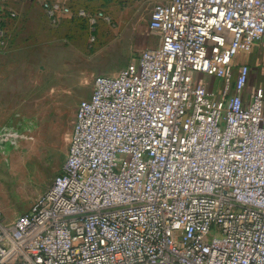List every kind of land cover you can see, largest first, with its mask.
Wrapping results in <instances>:
<instances>
[{
	"label": "built area",
	"instance_id": "2783aa9c",
	"mask_svg": "<svg viewBox=\"0 0 264 264\" xmlns=\"http://www.w3.org/2000/svg\"><path fill=\"white\" fill-rule=\"evenodd\" d=\"M85 2L42 7L93 44L116 24ZM14 18L0 0V51ZM149 30L158 45L77 104L61 173L0 220V264H264V85L243 61L264 42V0H165Z\"/></svg>",
	"mask_w": 264,
	"mask_h": 264
},
{
	"label": "rangeland",
	"instance_id": "374dc122",
	"mask_svg": "<svg viewBox=\"0 0 264 264\" xmlns=\"http://www.w3.org/2000/svg\"><path fill=\"white\" fill-rule=\"evenodd\" d=\"M165 0H105L116 24L91 44L73 24L47 22L26 32L14 50L0 53V220L13 223L61 173L77 104L91 95L99 75L136 63L159 38L149 30L153 6ZM250 87L264 85V54L243 58ZM204 78L197 74L196 81ZM210 86L214 82H209ZM217 86V84H216Z\"/></svg>",
	"mask_w": 264,
	"mask_h": 264
},
{
	"label": "crops",
	"instance_id": "0c3cea01",
	"mask_svg": "<svg viewBox=\"0 0 264 264\" xmlns=\"http://www.w3.org/2000/svg\"><path fill=\"white\" fill-rule=\"evenodd\" d=\"M45 1L48 0H6L8 9L16 14V18L9 19L6 22L5 27L9 37L8 46L4 51H0V53H7L8 51H11V49L14 50L15 47H18L22 43V41L24 40V36L26 35V32L32 31L37 27H41L46 22L47 24L49 23L50 26L55 28L59 27L64 23H70L73 24L75 27H79L80 29H82L85 33H88V31L81 24L72 21L69 18H64L62 19L59 25L53 26L50 23L49 19L47 18L42 7ZM54 1H61V0H54ZM64 1L70 4L72 8L75 10L81 8H93L94 6H98L97 3L88 4L85 2V0H64ZM103 5H105V0H103ZM107 28H108L107 25H100L96 35V39L99 33H100L99 35H101V33H103L105 30L108 31ZM21 30H25L26 32L22 34L21 37H19V32ZM255 50L258 53L264 54V42L256 45L253 48L251 54ZM247 56L245 58H247ZM5 109L8 110L9 105H4L0 103V110H5Z\"/></svg>",
	"mask_w": 264,
	"mask_h": 264
}]
</instances>
